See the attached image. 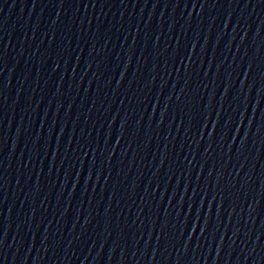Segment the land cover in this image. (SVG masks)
<instances>
[{
  "label": "water",
  "instance_id": "95a60500",
  "mask_svg": "<svg viewBox=\"0 0 264 264\" xmlns=\"http://www.w3.org/2000/svg\"><path fill=\"white\" fill-rule=\"evenodd\" d=\"M0 264H264V0L0 81Z\"/></svg>",
  "mask_w": 264,
  "mask_h": 264
}]
</instances>
